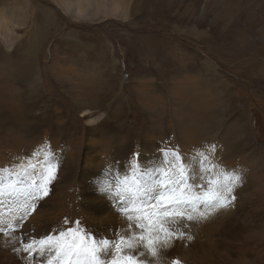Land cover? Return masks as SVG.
<instances>
[{"label": "rangeland", "instance_id": "374dc122", "mask_svg": "<svg viewBox=\"0 0 264 264\" xmlns=\"http://www.w3.org/2000/svg\"><path fill=\"white\" fill-rule=\"evenodd\" d=\"M113 1L111 16L87 17L74 14L75 0H0V175L10 176L0 185L21 180L15 165L30 155L39 179L43 162L51 175L43 186L26 181L15 203L6 194L2 210L14 215L0 226L23 209L21 222L37 217L53 195L58 222L96 213L82 191L102 177L118 215L102 224L113 239L144 231L133 241L151 239L163 264H264V0ZM237 174L231 192L209 184ZM209 187L227 201L204 202ZM169 194L180 202L159 201ZM118 242L106 247L111 264L138 261L133 244Z\"/></svg>", "mask_w": 264, "mask_h": 264}, {"label": "bare ground", "instance_id": "6f19581e", "mask_svg": "<svg viewBox=\"0 0 264 264\" xmlns=\"http://www.w3.org/2000/svg\"><path fill=\"white\" fill-rule=\"evenodd\" d=\"M74 4L76 7L74 14L82 16L85 14V12H87L85 14V16L87 17H92V16L95 17L96 15L100 13L103 15L111 16V14H114L115 12H117V10H120V6H121L120 2L118 1L111 2V0H75ZM90 9L92 10L90 11ZM85 16L83 17L85 18ZM38 36H39V32H33L31 34L32 40H31L30 45L28 46V50H30V48H32L35 45L34 41L38 40ZM104 99H106V97ZM83 112H84L83 114L84 117L90 118L89 116L90 110H88V108L83 109ZM91 119L89 120V124H93V120ZM38 153L40 155V152ZM40 156L43 157V154ZM90 156L92 158V164H95V163L97 164V159L95 158V155H90ZM37 160L39 159H36L35 155H32V157L30 155L27 158H22V159L20 158L16 163L17 165H15L16 167L15 170L17 171L16 179L19 178L21 180L18 179L19 181L14 180L13 182L12 181L7 182L8 184L0 185V197H1L0 198V208H1L0 209V218H1L0 222L3 220L2 217L5 216L3 215L5 212L2 210L1 203L3 202L2 198H5L6 194L10 195L13 199V200L9 199L7 201L8 202L13 201V203H15V200L20 198L17 196L21 194L26 195L29 193L30 190L26 188L28 187L29 184H33L36 181L38 182V180H40V182L37 184L35 183V185L37 186H43L42 185L43 182L48 183L51 177L49 167L47 166L49 164L46 162L47 164L44 165V162L42 163V161H41L42 164L40 165L37 163L38 167L42 171V178L39 179V175L37 176V172L34 170L36 166L35 163ZM149 161L148 159H146L147 163ZM32 170H34V172ZM86 173H87L86 176H88V173H94V172H92L91 170L81 171L80 176ZM156 175L158 176V179L160 180L161 173H159L158 171ZM5 178H10V176H6L5 174L0 175V180L1 179L4 180ZM88 179L89 178H87V180ZM26 181L29 184H27ZM79 183L81 186L83 185L82 180L79 181ZM17 184H20V185H17ZM159 184L160 186H162L161 183ZM109 185L111 186V183H109ZM109 185L107 183V179L102 178V177L98 178L95 183L89 180L87 185L85 186V191H82V193L86 195V197L84 198L86 200L84 202H86L87 205L90 208H92L93 211L96 213H91V211L89 212V211L82 210L80 214L75 215V216L73 215L75 218L73 217L74 219L69 220V221L65 220L63 222H58L59 220H63V218L65 219V217L62 214L63 213L62 210L58 209L59 203H58L57 195H53L49 200H46V202L42 203V206L45 205V206H48L49 208L45 210L41 209L40 212H35V215L38 214L37 217H33L30 215V217L26 219L27 221L25 220L24 222H21V218L24 217L28 213L27 211L25 212L24 209L23 211L20 210L19 212H17V214L15 215L16 218L11 217L10 222H7L6 220L5 225H4L5 227L0 226V235H4L3 237L0 238L2 240L0 242V264H35L36 262H45L46 264H93L92 262H95V264H111V261H110V259L112 258L111 254L114 251L111 252V249H107L106 247H108L110 244L113 245L114 243H117V241L119 240L120 242L118 243H124L125 241H128L129 243L133 244V253L137 256L136 259H138L139 264H147V263L163 264L164 261L162 262L161 260L163 256H161V254L156 251V248L153 244L152 245L148 244L149 240H147L146 243L142 245H138L137 243H135V241H133L131 237L135 233L145 236L146 232L144 231L139 232L135 230V232L131 233L129 231V228L127 227L125 230L122 231V236L117 235L114 237V239L116 240H114L113 237H111L112 231L109 232L106 228L102 227V224L105 223V221L107 220L106 216H110L111 218L118 216L114 214L116 213V211L111 208V204H112L111 195H108V192H111V187H109ZM2 189L4 190V192H2ZM153 200L151 199V201ZM143 202L144 201L141 200L138 205L139 206L143 205ZM154 207L156 208V206ZM142 209H144V206H142L141 210ZM5 214L7 216L14 215L10 213H5ZM195 218L196 216H194V220L199 222L198 217L196 219ZM120 219H123V218H120ZM151 220H153V223H151ZM84 221H90L92 223V228L86 227ZM148 221L149 222L147 224L149 223L155 224L158 220H155V218L151 217ZM10 223H11V226L9 225ZM14 223L15 224L21 223V224L15 225ZM121 223L123 222L118 221V224L116 225L117 229L119 228V230H120L119 225ZM69 225L72 227L70 228ZM14 226L15 227L19 226L23 228V230H17L15 232ZM4 229L5 230L8 229V230L5 231ZM148 229H150V227H148ZM150 230L152 231V234L154 235L155 232L152 229ZM60 232H61V235H60ZM19 233L21 234L20 239L18 238ZM48 234H49V237H47ZM63 236L64 238H62ZM48 239L50 240V242L46 244L45 242ZM41 241H44V243L42 244ZM19 242H22V244H24L23 250L20 248H18L17 250V248L15 249L14 246L12 245L14 243L18 245ZM119 248L120 247H118V249ZM150 249L156 252L155 256L152 255V252L150 251ZM91 250H95V254H96L95 257H93L90 254ZM30 251H33V252H30ZM179 251L183 252L185 251V249L180 248ZM117 252H119V250H117L116 253ZM25 254H29L30 257L33 258L32 261L28 259L26 260ZM119 254L120 253H118V255ZM185 258H186V255L184 259ZM185 261L189 262L188 259H185ZM118 262H121V261H118Z\"/></svg>", "mask_w": 264, "mask_h": 264}, {"label": "snow or ice", "instance_id": "6c2138e0", "mask_svg": "<svg viewBox=\"0 0 264 264\" xmlns=\"http://www.w3.org/2000/svg\"><path fill=\"white\" fill-rule=\"evenodd\" d=\"M228 180H229V177H225V182L222 184L219 180L213 181V179L209 178V184L212 185L213 183H215L216 186H217V189L224 188L226 191L231 192L234 187L238 186L239 183L242 182L241 177L238 174L235 175L234 177H231V180H232V183L231 184H228L227 183ZM181 183H183V180H181ZM192 187L193 188H203V185H192ZM44 195H47V191L46 190L44 192ZM159 199L161 201H167L168 202V207H171V202H173L175 200V198L171 194H169L167 196L161 195ZM199 199H201V197L195 196V197H193L191 199V201H188V202H195L196 200H199ZM232 199H234V197H232ZM203 201L204 202L223 203V202H226L227 201V198H224V200H221V198L217 195V192L214 191L212 187H209L208 190H206V191L203 192ZM175 202L179 203L180 201L179 200H175ZM165 215L178 216V217H181V218H183L185 216L184 213H179V212H173V213H167V212H165ZM201 215L203 216L204 213H201ZM187 219L188 220H192L193 217L191 215H187ZM167 235H169V236H176V238H180V236H182L183 234L182 233L181 234L168 233ZM139 239L141 241H143L144 240V237L141 236ZM41 243L43 244L44 241H41ZM148 244L149 245H152L153 244V241L151 239H149ZM150 251L152 252V255L153 256L156 255V252L154 250H151L150 249ZM90 254L93 257H95V255H96L95 254V250H91L90 251ZM113 264H117V262L114 261ZM127 264H139V262L136 261V260H133L131 257H129L128 260H127ZM174 264H179V262L178 261H175Z\"/></svg>", "mask_w": 264, "mask_h": 264}, {"label": "crops", "instance_id": "0c3cea01", "mask_svg": "<svg viewBox=\"0 0 264 264\" xmlns=\"http://www.w3.org/2000/svg\"><path fill=\"white\" fill-rule=\"evenodd\" d=\"M225 211V210H224ZM224 211H221V212H224ZM212 212V215L215 217L216 215H218L219 213H216L214 212L213 210L211 211ZM220 212V213H221ZM205 230V228H202L200 232H198L199 234H202V232ZM202 235H205V234H202Z\"/></svg>", "mask_w": 264, "mask_h": 264}]
</instances>
